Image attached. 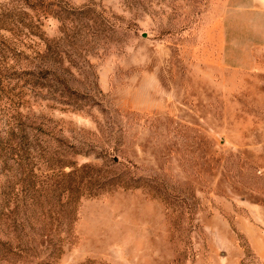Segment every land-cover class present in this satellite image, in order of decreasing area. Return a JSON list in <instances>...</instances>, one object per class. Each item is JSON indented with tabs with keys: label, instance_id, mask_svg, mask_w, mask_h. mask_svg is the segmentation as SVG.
I'll return each instance as SVG.
<instances>
[{
	"label": "rangeland",
	"instance_id": "obj_1",
	"mask_svg": "<svg viewBox=\"0 0 264 264\" xmlns=\"http://www.w3.org/2000/svg\"><path fill=\"white\" fill-rule=\"evenodd\" d=\"M0 264H264V0H0Z\"/></svg>",
	"mask_w": 264,
	"mask_h": 264
},
{
	"label": "trees",
	"instance_id": "obj_2",
	"mask_svg": "<svg viewBox=\"0 0 264 264\" xmlns=\"http://www.w3.org/2000/svg\"><path fill=\"white\" fill-rule=\"evenodd\" d=\"M88 191H89L88 194L92 193V192H91V191H92L91 189H89ZM83 193H84V192H83Z\"/></svg>",
	"mask_w": 264,
	"mask_h": 264
}]
</instances>
